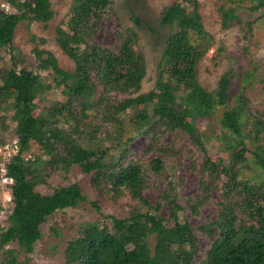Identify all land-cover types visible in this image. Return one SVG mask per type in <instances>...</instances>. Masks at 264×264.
<instances>
[{"label":"trees","instance_id":"trees-1","mask_svg":"<svg viewBox=\"0 0 264 264\" xmlns=\"http://www.w3.org/2000/svg\"><path fill=\"white\" fill-rule=\"evenodd\" d=\"M7 1L16 11L0 5V50L12 48L20 20L45 23L54 16L49 0ZM251 1L252 9H264V0ZM110 2L72 0L65 25L56 28L55 41L73 60L72 71L58 66L55 56L44 49H35L36 64L32 67L13 63L0 70V108L8 104L13 110L16 124L9 137H16L19 147L6 163V174L13 179L5 187L12 207L8 225L0 229L1 264H34L28 255L41 236V223L56 210L85 201L76 182L47 194L35 189L46 181L47 174L73 165L90 174L96 188H112L118 196L126 194L133 203H127L126 216L102 214L82 222L77 235L66 244L65 264H264V185L239 177L246 160L247 138L254 142V162L264 171V113H252L244 88L236 95L235 104L228 106L232 82L229 73L220 77L213 90L199 84L197 65L209 51L213 36L203 27L197 0L188 1L191 8L173 2L161 10L159 25L167 28L168 34L157 63L155 86L139 93L146 68L134 32L123 29L116 50L100 46L93 39ZM220 10L226 28L235 17L229 8L221 6ZM132 19L140 24L137 17ZM42 70L52 81L51 87H62L65 98L52 100L34 116L35 100L44 90ZM113 93L122 97H114ZM218 106H223L219 122L227 158L202 159L198 192L184 204L176 200L171 181L156 202L143 196L147 173L163 174L160 158L149 163L125 160L126 143L117 153L121 141L113 145L109 139L108 143L107 137L97 135L94 123L87 125L84 137L76 135L77 126L94 110L96 117L110 123L117 133L127 117L139 124L152 144L164 132L182 130L206 152L205 136L192 119H209ZM0 124L6 128L1 118ZM247 124L249 129L245 131ZM0 138L4 142L3 136ZM31 141L39 145L45 158H26ZM212 188L220 190L215 201L217 214L194 227L182 215L186 209L197 213ZM163 202L168 206V215L161 211ZM200 233L212 241L198 260ZM12 242L17 247L9 246Z\"/></svg>","mask_w":264,"mask_h":264},{"label":"rangeland","instance_id":"rangeland-1","mask_svg":"<svg viewBox=\"0 0 264 264\" xmlns=\"http://www.w3.org/2000/svg\"><path fill=\"white\" fill-rule=\"evenodd\" d=\"M54 16L47 22L20 20L15 28L12 48L0 50V70L9 68L13 63L18 67L26 65L32 67L36 64L35 49L50 51L56 58L58 66L72 71L74 62L58 46L55 41L57 27H63L70 13L72 0H49ZM189 0H111L107 11L99 19L93 39L98 45L116 50L119 46V34L123 29H130L136 36V47L142 54V63L146 68V75L142 80L139 93L154 88L157 63L164 46L168 29L159 25L161 10L173 2L191 5ZM198 12L201 16L204 29L213 36L209 51L200 59L197 65L199 84L213 90L217 87L220 77L229 73L232 82L229 90L228 106L235 104L236 95L244 88L248 97V105L253 114L264 113V9H252L251 0H197ZM5 10L14 12L7 0H0ZM221 6L229 8L234 15L230 25L223 27ZM137 17L140 24H136L132 17ZM42 77V92L36 98V107L33 115L54 99H64L62 87H51L52 81L45 77L46 71H40ZM100 90V87H98ZM180 93V92H178ZM112 96L121 98V94ZM4 108V109H2ZM78 112V108L76 109ZM13 110L6 104L0 108V118L5 129L0 124V137L9 139L16 121L12 118ZM223 113V106H218L212 116L207 118L196 117L192 123L205 136L203 151L192 142L190 136L180 130L164 132L159 135L156 143L152 144L148 135L143 132L137 122L131 123L126 118L122 121L120 132H116L110 123H105L96 117L94 110L84 117L76 131L84 137L89 123L98 128L97 135L107 137L113 145L121 141L120 153L126 143L127 152L125 160L134 159L149 163L153 158L163 161V174L147 173V186L143 196L152 203L166 190L167 183L171 181L176 192V200L184 204L187 198L193 199L198 192L200 182V164L202 159L210 157L214 160H225L226 150L221 142L222 128L219 119ZM125 117V116H123ZM69 125H67V128ZM249 125L245 126L248 131ZM82 132L81 134L79 132ZM5 134V135H3ZM12 136V135H11ZM220 137V138H219ZM247 151L246 160L240 167L239 177L251 183L263 186L264 171L254 162L252 149L254 142L245 139ZM34 155L40 159L46 157L35 141H31L26 158L32 159ZM167 177L169 180H167ZM223 179V176L221 177ZM78 183L85 195V201L75 207L56 210L41 223V236L35 242L33 251L28 255L34 264H65L64 252L67 242L77 235V228L82 222L92 221L102 214L115 216L127 215V203L132 202L125 194L117 195L112 188H96L90 180V174L84 173L76 165L68 169L59 168L47 174L46 181L38 184L35 189L43 194L52 192L59 186ZM220 182V181H218ZM7 186V185H6ZM0 184V229L8 225L7 216L11 211L12 203H4L2 193L4 188ZM264 190V186L262 187ZM220 190L212 188L209 198L202 204L197 213L192 214L186 209L182 215L191 225L197 227L201 223L213 219L217 214L215 201L219 199ZM97 206L99 208H97ZM161 211L168 215V206L163 202ZM212 239L199 234V253L201 259L205 250L210 246ZM9 246L17 247L16 242ZM23 255L20 256L22 258ZM2 250H0V264Z\"/></svg>","mask_w":264,"mask_h":264},{"label":"built area","instance_id":"built-area-1","mask_svg":"<svg viewBox=\"0 0 264 264\" xmlns=\"http://www.w3.org/2000/svg\"><path fill=\"white\" fill-rule=\"evenodd\" d=\"M18 148V139L16 137L4 139V142H1L0 138V184L2 183L3 186L9 185L13 181V179L6 174V163L11 159L10 157L17 153ZM2 200L4 203H10L12 200L7 190L3 191Z\"/></svg>","mask_w":264,"mask_h":264}]
</instances>
